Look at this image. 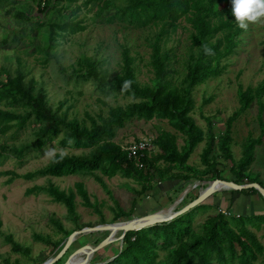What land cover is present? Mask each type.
Listing matches in <instances>:
<instances>
[{"label": "trees", "instance_id": "trees-1", "mask_svg": "<svg viewBox=\"0 0 264 264\" xmlns=\"http://www.w3.org/2000/svg\"><path fill=\"white\" fill-rule=\"evenodd\" d=\"M16 1L0 0V8L4 7L6 12H10ZM35 1L38 10L44 12L52 8L58 13L63 2L71 4L78 0ZM88 1H94L97 4L96 13L102 15L108 22L120 21L136 27L157 26V30L151 33L152 36L149 33L147 36L151 44L150 63L154 73L151 84L142 86L135 78L132 57L127 47L122 50L123 64L119 73L108 76L107 72L97 71L91 65L86 71L75 72V75L82 79L89 77L94 79L104 93L122 92L132 97L125 104L110 105L106 114L90 116L89 124H87L75 116L68 117L59 107H53L48 100L45 88L42 84H36L33 77L26 78L20 63L15 67L14 72H11L9 67L1 65L0 133L9 130L16 132L30 125L32 134L30 141L19 145L2 142L1 149L8 150L10 155L21 158L30 149L38 148L47 141L57 138L61 146L82 147L88 150L84 153L67 152L66 157L59 162L49 159L44 165L23 173L0 170V174L12 173V176L7 179L8 182L14 176L31 179L42 175H91L108 192L110 189L103 175L111 177L117 173L141 182L140 190L143 191L152 188L150 179L154 175L159 179L178 178L177 185L181 187V184L192 176L202 178L210 173L209 179L226 178L216 166L211 153L216 145L224 157L231 162L229 170L234 178L227 179L240 183L258 181L264 186L258 176L251 178L247 176L249 166L254 160L255 145L261 142V135L256 137L249 135L243 141L242 153L237 159H234L230 147L231 124L253 99H256L260 105L258 119L260 125L262 127L264 125L262 118L264 103L261 100L264 93V78L254 88L251 86L244 88L240 82L238 83L237 93L240 104L225 119L224 129L218 135H215L212 130L211 119L208 120L207 129L203 130L190 114L194 107L195 85L222 71L221 59L235 50L237 36L243 30L235 21L232 0H85V2ZM109 8L112 10L103 14L104 10ZM15 14L29 18V14L23 13L20 8H16ZM47 18V21L35 20L29 29L23 24L9 29L0 41L3 43L10 41L12 45H16L23 37L29 35L31 30L41 27L44 29L47 42L39 45L38 49L45 52L43 61H46L47 54L54 44L55 35L84 28V24L79 19L69 17L57 19L52 15ZM181 19L189 24L190 47L185 59L186 71L178 83H173L168 75V58L171 49L165 48L163 42L169 38L171 32L175 31ZM205 46L212 49L213 55L205 53ZM125 80L132 82L131 87L127 91H121V85ZM133 117L166 118L173 127L185 134L184 143L179 146L176 133L161 130L152 138L156 148L160 150L141 156L144 165H136L121 144L113 139L116 128ZM205 134L206 144L201 150V161L204 167L199 168L189 164L187 159L196 144L203 140ZM69 140L72 141L71 144L68 143ZM0 155H2L1 151ZM159 160L166 164L163 167L157 165ZM173 167L177 169L176 172L170 171ZM40 190L47 191L54 201L64 204L68 217L76 223L72 227H65L58 218L51 216L50 219L57 229L62 231V236L51 240L46 235L34 233L37 239L46 243L52 242L53 247L60 248L67 235L80 226L75 199L77 193L81 197V204L92 207L99 213L100 221H105L101 209L91 200L82 180L75 181L74 186L68 188H61L53 182L47 185L36 184L26 188V193ZM133 190L136 189L133 188ZM247 190L257 189L255 187L228 189V192L231 193L232 200L235 197L234 192ZM196 195L197 193L194 197ZM158 198L160 196H152L153 201ZM210 206L208 203H199L168 221L128 230L121 239V245L116 246V250L109 259L90 264H264V244L250 227V225L255 228L261 226L264 212H233L227 206L225 208L229 210V213L217 210L194 224L196 210L199 207ZM116 207L117 210L111 221L131 214L130 210L122 209L117 203ZM1 222L0 217V225ZM6 239L12 242L15 249L28 251L27 247L14 240L10 234L6 236ZM84 242L86 241L81 244ZM71 249L72 247L67 248L65 253L52 264H63Z\"/></svg>", "mask_w": 264, "mask_h": 264}, {"label": "rangeland", "instance_id": "rangeland-1", "mask_svg": "<svg viewBox=\"0 0 264 264\" xmlns=\"http://www.w3.org/2000/svg\"><path fill=\"white\" fill-rule=\"evenodd\" d=\"M13 6L14 8L10 12H6L4 7L0 8V39L9 29L22 24L29 29L35 20L47 21V17L51 15L57 19L64 17L79 19L84 24V28L81 30L55 35L54 44L47 54L46 61H43L45 52L38 49L39 45L47 42L44 29L41 27L31 30L29 35L23 37L16 45H12L10 41L7 43L0 41V67L1 65L7 66L11 72H14L15 67L20 63L26 78L33 77L36 84H42L51 105L59 107L62 112H66L68 117L75 116L89 124L90 116L97 117L100 113L106 114L110 105L125 104L132 99L130 95L122 92L104 93L91 77L82 79L75 75V72L86 71L90 65L94 66L97 71L107 72L108 76L121 72L124 47L128 48L132 57L135 78L139 84L142 86L151 84L154 73L150 63L151 44L148 42L147 36L148 33L152 36L151 33L157 30V26L136 27L120 21L108 22L103 19L102 15L96 13L97 4L94 1L78 0L71 4L63 2L58 13L52 8L44 12L38 10L35 0H17ZM16 8H20L23 13H28L29 18L26 19L24 15L19 17L15 14ZM111 10V8L105 9L103 14ZM188 25V22L181 19L175 31L171 32L169 38L163 42L165 48L171 49L168 58V75L173 83H178L186 71L185 59L190 47ZM237 37L238 42L235 50L220 61V64L223 65L222 71L218 75L198 83L193 90L194 107L190 114L203 130L207 129L208 120L211 119V126L215 135L221 133L224 129L225 119L240 104L237 93L238 83L240 82L244 88L246 86L254 88L264 78V23L250 24L248 29H243ZM261 100L264 103V93ZM259 108L258 101L253 99L250 105L233 120L230 127L232 136L230 147L234 159H237L241 156L243 141L249 135L252 137L261 135V142L255 145L254 160L249 166L247 176L248 178L258 176L264 183V125L262 127L258 119ZM262 118L264 122V110ZM161 130L176 133L179 146L184 143L185 134L173 127L166 118L159 117L150 119L133 117L127 120L124 125L116 128L113 139L122 145H126L141 136L153 138ZM206 138L205 134L203 140L198 142L190 153L187 159L189 164L199 168L204 167L201 161V150L206 144ZM31 139L30 125H26L16 132L9 130L0 133V143L19 145ZM54 147L57 151L63 149L70 153H84L88 150V148L82 147L61 146L57 142V138L47 141L38 148L30 149L21 158L10 155L8 150L0 148L2 153L0 155V170H14L16 173H23L42 166L49 160L44 156L45 149ZM211 153L222 175L226 178H234L229 170L230 160L224 157L216 145H214ZM164 164L166 162L162 160L157 162V165L161 167ZM170 171L176 172L177 169L173 167ZM209 174L202 178L192 176L188 181L183 182L181 187L177 185L178 178L159 179L154 175L150 179L152 188L148 191L140 190L142 188L141 182L132 177H126L119 173L111 177L103 175L110 189L108 192L91 175H42L31 179L14 176L8 182L7 179L12 176V173L3 172L0 174V217L2 221L0 225V263L44 264V261L61 249L66 239L62 241L61 247L57 248L53 247L52 242L46 243L37 239L34 237V233L46 235L51 240L60 238L63 233L57 229L50 219L51 216L58 218L65 227H72L76 224L68 217L64 204L54 201L45 190L26 193L28 187L36 184L47 185L49 182H53L61 188H68L73 187L75 181L82 180L91 200L101 209L105 218L103 222H111V218L117 210L116 203L122 209L131 211L129 216L117 220L157 209H169L172 212L198 193L201 184L192 187L196 179L207 180L210 177ZM205 182L203 186L208 183ZM188 185L187 192L182 193L183 188ZM218 191L225 193L228 189L222 188ZM241 193V197L246 203L244 213H248V211L255 213L260 211V208L264 209V196L258 189L242 191ZM154 194L162 197L153 201L152 196ZM234 196H237V193L234 192ZM171 197L174 199L171 200ZM179 198L182 199L172 205L173 201L175 199L178 201ZM75 199L76 209L79 213V228L102 223L99 213L94 211L92 207L81 204V197L78 193ZM204 210L202 207L196 210L194 224L206 217L208 213H204ZM250 227L264 244V220L259 228L251 225ZM108 232L109 230L101 229L79 233L67 248L72 247L71 252L83 241L92 245L96 244L97 240H101ZM120 233L121 231L117 230L115 238L95 250L88 262L97 263L109 259L116 250V246L121 245ZM8 234L21 245L27 247L28 251L15 249L12 242L6 239Z\"/></svg>", "mask_w": 264, "mask_h": 264}, {"label": "water", "instance_id": "water-1", "mask_svg": "<svg viewBox=\"0 0 264 264\" xmlns=\"http://www.w3.org/2000/svg\"><path fill=\"white\" fill-rule=\"evenodd\" d=\"M218 182L223 183L225 187L216 188V183ZM249 187H255L264 196V186L260 184L258 181H247V182L240 183V182H236L232 179H227V178H221V177L211 178L208 180V183L198 191L197 195L194 198L187 201L185 204H183L179 208L174 209L171 213L167 215H156V213L160 210V209H157V210L145 213V214L134 215L132 217L122 219V220L102 222V223H97L94 225L83 226V227L72 230L67 235L65 243L62 245L61 249L53 256H50L43 263L52 264L58 257L62 255V253L66 250V248L69 246V244L72 242V240L76 237L77 234L85 232V231H94V230H101V229L109 230L108 234L105 237H103L101 240H99L96 244L92 245L88 242H85L79 245L78 247H76L73 251L69 253V255L67 256V258L65 259L63 263V264H90V262H88L89 254H92L95 250L111 242L113 240V237L111 236V234L115 230L121 231V233L119 234V240H121L124 234L126 233V231L139 229L141 227L148 226L154 223L168 221L172 219L173 217L190 209L191 207L199 203L205 202L208 197L214 195L215 192H218V190L222 188L223 189H243V188H249ZM185 191H186V187L183 188L182 193H184ZM176 202H178L177 199L173 201L172 205L175 204ZM80 252L86 253L85 258L79 259V260H72V257Z\"/></svg>", "mask_w": 264, "mask_h": 264}, {"label": "clouds", "instance_id": "clouds-1", "mask_svg": "<svg viewBox=\"0 0 264 264\" xmlns=\"http://www.w3.org/2000/svg\"><path fill=\"white\" fill-rule=\"evenodd\" d=\"M232 12L238 26L247 30L250 24L264 23V0H232ZM204 50L207 55H213L212 49L207 46H205ZM131 83L130 80H125L121 85V91L129 90ZM68 143L71 144L72 141L69 140ZM66 155L67 152L65 150L61 149L57 152L55 147L46 148L44 154L53 162L63 160Z\"/></svg>", "mask_w": 264, "mask_h": 264}, {"label": "built area", "instance_id": "built-area-1", "mask_svg": "<svg viewBox=\"0 0 264 264\" xmlns=\"http://www.w3.org/2000/svg\"><path fill=\"white\" fill-rule=\"evenodd\" d=\"M43 3V2H42ZM122 148L125 149L130 157H132L135 161V164L138 166H143V161L141 160V156L147 154L150 155L151 152L156 151L155 143L151 137L141 136L137 138L135 141L128 143L126 145H122ZM207 180L196 179L193 183L192 187L201 184L200 189L203 187V184ZM189 189V185L186 187V191ZM199 189V190H200ZM217 210H220L224 213H229V210L224 207H218Z\"/></svg>", "mask_w": 264, "mask_h": 264}, {"label": "crops", "instance_id": "crops-1", "mask_svg": "<svg viewBox=\"0 0 264 264\" xmlns=\"http://www.w3.org/2000/svg\"><path fill=\"white\" fill-rule=\"evenodd\" d=\"M176 181V180H175ZM237 193V196H235L232 200H231V193L228 191H225V193L222 192H215L214 195L208 197L206 199V201L204 203H208L211 206L208 207L210 209H212L211 211H209L210 209L204 208V213H208V214H214L216 211V209L221 206V207H227L229 206L231 208V210L233 211H238V212H244L245 207H246V203L245 201H243V198L241 197L242 193L240 194V192H235ZM239 194V195H238ZM155 197L158 196L156 194H154ZM162 196H160L161 198ZM194 197V195L192 196ZM191 199V198H190ZM233 201V202H232ZM214 208V209H213ZM207 209V210H206ZM259 209V208H258ZM260 211H256L255 213H263L264 209L260 208ZM208 211V212H207ZM214 211V212H213ZM233 211V212H234ZM251 213L252 211H248V213ZM253 213V212H252ZM207 214V215H208Z\"/></svg>", "mask_w": 264, "mask_h": 264}, {"label": "bare ground", "instance_id": "bare-ground-1", "mask_svg": "<svg viewBox=\"0 0 264 264\" xmlns=\"http://www.w3.org/2000/svg\"><path fill=\"white\" fill-rule=\"evenodd\" d=\"M204 183H206V182H204ZM220 187H225V185H224L223 183H221V182L216 183V188H220ZM180 199H181V198L178 199V202L180 201ZM169 213H171V210H169V209H168V210H167V209H160V210L156 213V215H167V214H169ZM116 232H117V230L113 231V233L111 234V236H112L113 238H115V234H116ZM85 254H86L85 252H80V253L74 255V256L72 257V260L83 259V258H85ZM90 256H91V254H89L88 259L90 258Z\"/></svg>", "mask_w": 264, "mask_h": 264}]
</instances>
